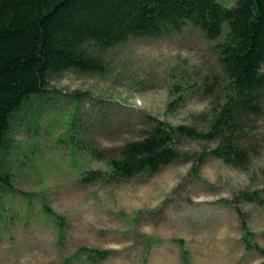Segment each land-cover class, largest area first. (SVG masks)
<instances>
[{"label": "rangeland", "instance_id": "374dc122", "mask_svg": "<svg viewBox=\"0 0 264 264\" xmlns=\"http://www.w3.org/2000/svg\"><path fill=\"white\" fill-rule=\"evenodd\" d=\"M226 32L210 39L187 23L109 49L89 42L103 71L48 74L0 154L17 188L0 194V264H264L263 115L241 139L259 148L244 169L207 154L217 141L181 137L183 155L156 173L82 178L156 119L206 128L200 112L224 101Z\"/></svg>", "mask_w": 264, "mask_h": 264}, {"label": "trees", "instance_id": "16d2710c", "mask_svg": "<svg viewBox=\"0 0 264 264\" xmlns=\"http://www.w3.org/2000/svg\"><path fill=\"white\" fill-rule=\"evenodd\" d=\"M187 23L210 39L227 28L217 44L227 81L224 101H216L210 113L200 112L206 128L156 119L141 138L127 141L108 158L107 169H91L82 178L156 173L183 155L181 137L217 141L207 154L242 169L249 166L259 148L245 147L241 139L251 116H264V0H0V154L10 141L13 115L43 95L49 73L105 69L103 58L92 55L87 43L109 49L131 37L169 34ZM221 83L216 75L208 91ZM7 169L0 164V194L17 191ZM45 212L52 210L45 205ZM94 257L89 256L93 263Z\"/></svg>", "mask_w": 264, "mask_h": 264}]
</instances>
